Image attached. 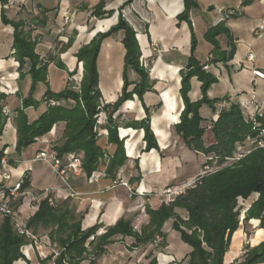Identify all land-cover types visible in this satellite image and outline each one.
Returning <instances> with one entry per match:
<instances>
[{"label":"crops","instance_id":"obj_1","mask_svg":"<svg viewBox=\"0 0 264 264\" xmlns=\"http://www.w3.org/2000/svg\"><path fill=\"white\" fill-rule=\"evenodd\" d=\"M100 1L6 0L2 4L0 0V76L4 88L2 92L6 95L5 106L10 111L0 135V151L4 150L5 157L15 163V166L11 165L13 177L10 184L18 181L24 171H28L31 177L28 190L31 193L38 194L52 188L57 201L68 199L56 175L54 174V183H46L42 179V167L37 164L38 161L33 160L38 151L62 143L64 122L56 124L47 135L38 138L21 154L16 153L15 117L22 98L30 92L32 76L27 72L29 64L23 69L24 76L18 75L19 63L12 54L14 28L3 23L2 13L9 20L24 23V29L31 31L32 37L38 39L36 52L42 61L48 62L49 86L54 91H60L63 84L64 87L67 86L68 72L75 71V75L78 74L80 78L84 74L83 62L77 58L79 49L89 44L98 33H104L114 26L118 22L120 8L124 7L123 15L137 33L141 55L149 57L152 47L163 50L149 73L151 90L143 94V100L135 93L114 114V118L122 116L129 120L119 129L120 135L121 130L127 131L121 135L126 140V162L115 178L106 174L104 165L91 177L83 174L72 178L71 185L80 195L79 198L70 200L75 204L76 213L81 214L83 230L100 224L97 232V236H100L124 218L132 221L134 233L114 236L115 241L107 244L99 254H96L93 246H88L89 253L77 264H189L192 247L182 239L181 232L174 229V217L167 219L161 228L165 235L164 245H155L151 240L137 242V236L141 235L142 229L150 221L147 208L158 210L164 203L162 191L167 187L183 186L186 189L189 183L206 173L205 155L188 149L175 129L180 121L177 117L185 105L183 102L179 106V92L169 94L172 83H169L168 77L172 75L182 79L180 71L188 64L193 33L197 39L196 56L202 63L207 64L211 56V46L207 54L200 51L203 40H206L205 32L209 27L224 22L230 30L236 50L234 57L227 63L209 64V71L219 81L210 87L208 95L211 99L229 96L231 101L241 105L243 112L249 114L264 112V78H257L253 72L255 69L264 71V0H250L248 3L245 0H196L199 6L190 12L187 19L179 17L185 8L184 0H133L128 5H125L128 0H106L102 9L105 14L98 16L95 9ZM231 10L238 11L239 14L230 15ZM66 15L71 17L67 22ZM200 32L203 33L201 36ZM123 38L124 32L119 30L106 37L101 44L97 64L103 103L116 102L122 93L126 54ZM219 39L222 46L227 47L225 37L220 36ZM59 45H63L64 49L60 50ZM249 53L255 55L254 61L248 59ZM131 72L132 78L129 79L136 84L139 75L133 70ZM23 80L24 87L21 84ZM135 84L129 87V91L134 90ZM201 86L198 77L193 76L188 94L192 102L202 98ZM47 88V84L39 82L34 98L41 100ZM40 105L47 108L46 103ZM215 106L217 109L218 103ZM35 108L29 107L25 110L30 121L38 118L39 113L34 112L32 116L29 113ZM168 108L178 112L176 115L166 112V116H171L175 121L164 133L155 119ZM216 109L213 110L207 105L201 107L200 113L205 118L203 125L210 123ZM148 111L151 113L150 126L155 132L158 145L151 150H146L144 129L127 126L131 121L146 118ZM100 142L114 152L115 146L108 144L106 136ZM210 142L209 139L207 145ZM191 155L198 158L203 167L186 169V159ZM116 178L127 181L132 191L124 185L113 186ZM18 202V219L26 224L38 206L34 207L29 198L20 199ZM243 204L248 208L251 202L246 201ZM175 211L183 219H187L188 211L185 208L176 207ZM2 220L0 217V224ZM246 222L254 228L250 246L263 242L264 233L258 239V234L264 232L260 221L251 219ZM244 230L245 225H241L234 233L223 264H235L242 260L240 247ZM50 231L51 228L37 227L33 232L36 241L27 239L21 249L24 257L15 261V264H41L48 256L52 258L46 264H55L61 248H57L56 243L51 241ZM93 239L91 237L90 240Z\"/></svg>","mask_w":264,"mask_h":264},{"label":"trees","instance_id":"obj_2","mask_svg":"<svg viewBox=\"0 0 264 264\" xmlns=\"http://www.w3.org/2000/svg\"><path fill=\"white\" fill-rule=\"evenodd\" d=\"M105 1L101 0L96 6L95 13L98 16L105 14L102 11ZM132 1L128 0L125 5ZM1 2L4 4L6 0ZM248 2L250 0H245V3ZM184 4L185 8L179 15L180 19L189 18L190 12L199 6L196 0H184ZM123 8H120L118 22L114 26L104 33H98L89 44L81 47L77 52V58L83 62L84 67L79 87H75L76 84L70 79L75 75V71L68 72L67 86L60 91H54L49 86L48 62L42 61L36 52L38 39L32 37L31 31L24 29V23L9 20L2 13V21L14 28L12 54L19 63L20 77L24 76L23 69L27 64H29L27 72L32 76L30 92L28 96L22 98L15 117L16 153L21 154L38 138L49 133L56 124L64 122L63 141L54 145V148L59 156L74 153L81 157L84 172L91 177L99 170L105 159L106 153L98 133L99 128H106L108 143L113 144L115 150L109 157L105 172L109 177H116L118 170L126 162L127 155L124 141L119 137L120 126L116 123L114 114L135 93L143 100V94L152 88L149 72L140 64L141 47L137 33L125 19ZM238 14L239 12L235 11L233 15ZM119 30L124 32L123 44L126 49L124 85L116 102L103 104L97 60L102 41ZM220 36L225 37L227 47L222 46ZM204 37L211 44V56L207 64L227 63L234 57L236 49L230 30L224 22L209 27ZM196 51L197 39L193 33L188 64L180 71L181 94L185 106L175 129L191 150L212 156L211 159L208 157L205 166L212 164L209 160H215L217 169L199 175L193 185L187 187L174 201L164 202L160 209L147 208L150 221L142 229L141 235L137 236V242L153 241L156 235H162L165 239L161 228L167 219L174 217V229L180 231L182 239L192 247L189 264H223L233 235L240 226L241 212L245 209V207L240 208V204L251 201L250 206L246 207L244 221L258 219L260 227L264 228V147L256 143L255 148L244 157L232 165L227 164L234 157L238 143H244L248 137H259V140L263 141L264 134L261 136L260 132L264 131V112L257 113L254 120H248L241 105L231 101L229 96L211 99L208 91L219 79L212 72L203 69L205 64L197 58ZM60 67L64 68L62 65ZM129 70L139 75L136 84L129 79ZM193 76H197L202 83V98L196 102H192L188 95ZM38 82H45L48 86L41 100L34 98ZM133 84H135L134 90L129 91V87ZM5 100V93H0V135L7 122V115L3 112ZM52 101L54 104L51 103ZM62 101L68 103L72 101L73 105H63ZM41 103H46L47 109L38 118L30 121L25 110L29 107H37ZM203 105L216 109L208 125H203L205 118L200 113ZM102 111L107 113V124L103 127L98 122ZM150 116L151 113L148 111L146 118L141 121H131L127 125L144 129L146 150L158 147L150 126ZM209 139L211 142L207 145ZM3 156H5L4 150L0 151V169ZM9 163L15 166L14 161L9 160ZM30 185L31 177L26 171L22 189H28ZM19 204L20 202L14 204L15 208ZM176 207L185 208L188 211V218L183 219L179 216L175 211ZM81 219L82 217L77 219L73 214L68 206V200L53 205L49 202V198H45L40 201L37 211L29 218L26 226L34 232L39 226L51 228L49 237L61 248L55 264H77L89 253L88 246H93L96 254H99L104 251L107 244L115 241L114 236L134 233L130 219H120L100 236H97L100 224L83 230ZM91 237L94 239L90 240ZM26 242V236L17 232L12 219L4 217L0 224V264H15V261L23 258L21 249ZM164 244L165 240L162 245ZM51 258L52 256H48L41 261V264H46ZM259 263H264V241L253 247L247 244L242 260L235 264Z\"/></svg>","mask_w":264,"mask_h":264},{"label":"built area","instance_id":"obj_3","mask_svg":"<svg viewBox=\"0 0 264 264\" xmlns=\"http://www.w3.org/2000/svg\"><path fill=\"white\" fill-rule=\"evenodd\" d=\"M229 14L230 15L235 14V10H231ZM70 18H71L70 16L66 15L65 21H68ZM248 59L250 61H254L255 55L253 53H249ZM209 67H210L209 64L203 65L204 70L209 71ZM253 72L257 78H264V71L260 69H255ZM79 83L80 81L77 82L75 87H79ZM0 85L3 86L1 76H0ZM2 91L3 89H0V93ZM51 103L54 104L53 101ZM222 105H224V103H222ZM3 112L7 116L10 114V111L8 110L6 106H4ZM244 115L248 120H254L255 118L253 114H249L246 112H244ZM100 129L101 128H99V131ZM105 132H106L105 134H107V131ZM247 140H250L251 144L258 143L259 146H263V143L262 141L259 140V137H255V138L248 137ZM245 142L240 143L241 148L237 149L234 154L239 153V151H240V154H247L252 150L251 147L249 148V152H248V149L247 150L245 149L247 147V143ZM241 150L243 151L241 152ZM110 156H111L110 154L105 155L106 161L109 160ZM231 159H234V157H232ZM33 160L43 161L49 165L50 169L54 172L57 179L60 180L62 184V189L66 193L65 194L66 198H69V197L76 198L77 196H79L78 195L79 193L71 185V179L85 174L81 157H79L78 155L74 153H68V154L59 156L54 146L52 145V146H49L47 149L38 151ZM1 165L2 166L0 169V217L2 218L10 217L18 233L25 235L27 239L36 241V236L31 231V229H29L24 222L18 219V215H19L18 209L15 208L14 203L18 202L20 199L25 200L26 198H29L31 201V204L35 207V206H39V203L42 199L49 198V202L54 205L56 203V198L53 195L54 189L48 188L38 194L31 193L28 189L23 190L22 189L23 176L26 173V171H24L21 174L18 181H16L13 184H10L12 177H13V172H12V167H11V164L9 163L8 158L3 156L1 160ZM194 182L195 181L189 183L188 187L193 185ZM117 185H124L129 189V191H132V188L129 185V183L122 178H116L113 180V186H117ZM184 190H185V187L183 186L167 187L161 193L163 197V201L165 203H170L174 201L178 195L184 192ZM140 194H143V192ZM244 211L246 210L245 209L242 210L243 212L242 218H244ZM164 240L165 239L162 235H156L152 242L155 245H162ZM56 254L58 255V253Z\"/></svg>","mask_w":264,"mask_h":264},{"label":"rangeland","instance_id":"obj_4","mask_svg":"<svg viewBox=\"0 0 264 264\" xmlns=\"http://www.w3.org/2000/svg\"><path fill=\"white\" fill-rule=\"evenodd\" d=\"M65 22H67V21H65ZM4 23V22H3ZM200 34V36H201V34H203V33H199ZM202 44L203 45H201V47H200V51H202V52H204V53H206L207 54V52H208V50H209V46H211V44L207 41V40H203V42H202ZM204 44H206V45H204ZM58 48H60V50L61 49H64V46L62 45H59L58 46ZM152 49V52H151V55L149 56V57H144V56H142L141 55V57H140V64L145 68V69H147L148 70V72L150 73L151 72V69H152V66H153V64H154V62H155V60H156V58L158 57V56H160L161 55V52H162V50L163 49H159V48H157V47H152L151 48ZM209 69H210V67H209ZM130 72H129V77H131L132 78V70H129ZM207 71V70H206ZM18 75H20V74H18ZM169 83L171 84L172 83V89H171V92L169 93V94H177V92H179V106L184 102L183 101V97H182V94H181V87H182V80H179L178 79V77L177 78H175L174 76H172V75H170L169 77ZM71 79L73 80L72 82H74V84H77V82H79V81H81V79L82 78H80V76L78 75V74H76V75H74V76H72L71 77ZM68 81H69V77H68ZM67 81V82H68ZM24 83H25V81L23 80V81H21V84H22V87H24ZM39 83V82H38ZM45 83V82H44ZM31 84H32V82H31ZM46 84V83H45ZM62 84H63V82H62ZM38 85V84H37ZM65 85L63 84V86L61 87V89L60 90H62V89H64L65 87H64ZM0 89H4L3 88V86L2 85H0ZM30 89H31V87H30ZM37 90V89H36ZM36 92V91H35ZM1 93H3V92H1ZM140 99V98H139ZM141 100V99H140ZM103 101V100H102ZM104 102V101H103ZM62 104L63 105H68V104H70V105H73V102L71 101L70 103H68L67 101H62ZM104 104V103H103ZM43 105V104H42ZM42 105H39V106H37L34 110H32V111H30L29 113H30V116H32V114L34 113V112H36V113H39V115L40 114H42L47 108H46V106L44 107V106H42ZM42 107V108H41ZM166 112H169V113H173V115H176L177 114V110H173V111H171L169 108H168V110L167 111H162L161 113H159L158 115H157V117H156V119H155V121L156 122H158L161 126H162V128H161V130L165 133L166 132V128H168V127H170L171 126V124H173L174 123V121H175V119H172V117L170 116V117H167L166 116ZM258 113V111H256L255 113H253V115H254V117H255V115ZM260 113H263V112H260ZM181 114V113H180ZM180 114L178 115V117H177V119L178 118H180ZM38 115V116H39ZM252 115V116H253ZM28 118H29V116H28ZM255 119V118H254ZM115 121H116V123H118V125L119 126H121V125H124L126 122H128L129 120L126 118V117H115ZM98 122L100 123V125H102V127H103V125H106L107 124V113L105 112V111H102L100 114H99V117H98ZM119 129H120V127H119ZM118 129V130H119ZM105 131H107V134H105L106 132ZM152 131H153V133H154V135H155V132H154V130L152 129ZM119 132V137H120V139H122L123 141H124V148H125V142H126V140H125V138L124 137H122L123 136V134H122V130H121V135H120V130L118 131ZM157 132V131H156ZM208 133V132H207ZM48 134V133H47ZM47 134H45V135H47ZM260 134H264V131H262V132H260ZM98 135L100 136V141H101V138L102 137H104V136H106L107 137V139H108V130L106 129V128H101L100 129V131H99V133H98ZM44 136V135H43ZM156 137V136H155ZM245 143H247V147L245 148L246 150L248 149V152H249V148L251 147V149L253 150L254 148H255V144H251L250 143V140H247L246 139V142ZM262 143H263V146H261V147H264V139H263V141H262ZM109 144V143H108ZM54 146V145H53ZM187 146V145H186ZM187 148L188 149H190L188 146H187ZM241 148V146H240V143H238L237 144V148H236V150L237 149H240ZM126 149V148H125ZM187 149V151H189L190 152V150H188ZM104 150H105V153L108 155V154H110V155H112L113 154V152H111L107 147H104ZM126 151V150H125ZM243 150H241V152H242ZM236 152V151H235ZM238 152V151H237ZM192 153V152H191ZM246 154H240V151H239V153H236V154H234V159H230L229 160V163H227L228 165H232L233 163H235V162H237L239 159H241L242 157H244ZM204 157V159H205V161H208V157H209V159H211L210 157H212L211 155H205V156H203ZM190 158V159H189ZM189 160L188 159H186L187 161H186V165H187V168L186 169H196L197 167H203V165L198 161V158H195L193 155H191V156H189ZM109 161V160H108ZM108 161H106V157H105V159H104V161L102 162V164L101 165H104L105 166V171H106V167H107V164H108ZM209 161H211L212 162V164H210V165H206V167L204 168V170L206 171V172H212V171H215L216 169H217V166H216V161L215 160H209ZM37 164H39V166H41L42 167V175H44V177H42V179H44L45 181H46V183H54L55 181H56V178H55V175H54V172L50 169V167H49V165L46 163V162H43V161H38L37 162ZM58 182L59 183H61L60 182V180H58ZM78 195H80V194H78ZM76 198H79V196H77ZM76 198H73V197H69L68 199H66V200H68V206H69V208L72 210V212H73V214L77 217V219H79V217H81V214L79 213V214H77L76 213V211H75V204H74V202L73 201H71L72 199H76ZM71 199V200H70ZM63 201H65V200H63V199H58V201H57V199H56V203H61V202H63ZM251 202V201H250ZM241 203H243V202H241ZM245 203V202H244ZM244 208L245 207V210L247 209L246 208V206L244 205V204H240V208ZM243 212H241V215H240V226L242 225V226H244L245 225V230H244V238H243V242H242V245H241V247H240V255H243L244 254V252H245V246L247 245V244H251V237H252V235H253V232H254V228L248 223V222H246V221H244V218H242L243 217ZM244 216H245V211H244ZM42 227H44V226H42ZM46 228V227H45ZM48 229H50V227H48ZM31 231L32 232H34V230H32L31 229ZM260 237H259V235H258V239H259ZM257 239V240H258ZM56 246H57V248H59L60 246L56 243ZM259 264H264V263H259Z\"/></svg>","mask_w":264,"mask_h":264},{"label":"bare ground","instance_id":"obj_5","mask_svg":"<svg viewBox=\"0 0 264 264\" xmlns=\"http://www.w3.org/2000/svg\"><path fill=\"white\" fill-rule=\"evenodd\" d=\"M173 118H175V117L173 116ZM155 123H156V122H155ZM126 132H127L126 130H123V131H122L123 134L126 133ZM125 135H126V134H125ZM263 233H264V232H260V233L258 234L259 237H262Z\"/></svg>","mask_w":264,"mask_h":264}]
</instances>
